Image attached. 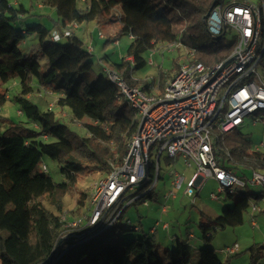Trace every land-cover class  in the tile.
<instances>
[{"label": "trees", "instance_id": "1", "mask_svg": "<svg viewBox=\"0 0 264 264\" xmlns=\"http://www.w3.org/2000/svg\"><path fill=\"white\" fill-rule=\"evenodd\" d=\"M80 1L87 4L86 10L80 9ZM215 2L223 4V0H39L41 8H52L58 16L52 31L40 24L17 28L28 13L25 5L17 2V8L11 0H0V111L13 101L26 118L0 119L6 124L0 132V264H230L229 259L220 260L214 249L194 251L179 238L174 249H163L129 219L122 228L141 233L139 239L110 233L123 216L113 227L96 232L73 230L70 223L88 216L84 209L91 195L81 193L74 210L65 205L69 186L79 177L96 172L106 177L123 162L137 131L139 122L111 73L130 87L155 95L172 78L165 81L161 74L158 83L148 82L135 79L132 72L147 65L143 55L158 45L181 46L188 52V63L207 67L230 56L233 47L212 36L206 26ZM85 23L112 30L104 39L105 46L125 34L131 36L127 56L120 63L104 62L107 76L95 73L93 50L75 31L64 37L65 43L53 40L54 32L63 35L70 25ZM32 34L40 36L39 50L48 62L44 73L39 56L24 54L19 48ZM260 63L264 67V54ZM15 80L20 91L11 97L2 88ZM48 98L55 101L53 107ZM66 113L68 121L63 117ZM68 123L79 125L85 135H78ZM215 156L246 182L247 171L264 173V152L253 148L241 129L219 134ZM44 158L62 166L66 183H57L44 170ZM247 186L229 196L242 193ZM253 196L243 194L214 220L215 226L243 225ZM159 227L154 226L153 233ZM201 231L211 241V229L202 225ZM257 263L252 260L250 264Z\"/></svg>", "mask_w": 264, "mask_h": 264}, {"label": "built area", "instance_id": "2", "mask_svg": "<svg viewBox=\"0 0 264 264\" xmlns=\"http://www.w3.org/2000/svg\"><path fill=\"white\" fill-rule=\"evenodd\" d=\"M206 26L224 43L229 34L233 47L230 56L210 67L201 62L182 65L161 93L152 95L130 87L110 74L138 120V128L123 162L92 184V212L70 223L69 228L96 232L113 227L137 202L148 207V198L160 180L165 152L167 159L176 164L183 160L186 168L194 171L190 179L173 173V197L185 186L184 195L194 201L196 191L209 179L217 181L220 192L225 189L228 195L248 184L221 165L215 145L220 133L241 129L247 119L264 113V76L259 72L264 54V0H223L208 13ZM75 28L79 25H70L63 35L54 32L53 40L70 36ZM99 37L104 39L102 34ZM249 182L264 187V173L253 172ZM162 212L167 213L168 208L163 207ZM160 225L169 228L166 222L157 223ZM238 250L235 245L225 252L231 256Z\"/></svg>", "mask_w": 264, "mask_h": 264}, {"label": "rangeland", "instance_id": "3", "mask_svg": "<svg viewBox=\"0 0 264 264\" xmlns=\"http://www.w3.org/2000/svg\"><path fill=\"white\" fill-rule=\"evenodd\" d=\"M230 2L232 0H226ZM257 2L258 0H250ZM24 4L28 13L25 14V19L16 24L19 29H26L33 25H43L45 28L52 30L58 21L56 12L49 7L41 8L39 6V0H11V3L15 4L17 8ZM79 7L81 10H86L87 4L80 1ZM96 23L83 24V27H87L85 32L80 28H75L78 36L82 38L86 43L91 42V30L93 39L95 41V49L92 48L93 55L92 60L94 62V71L96 74L108 75V69L104 64L109 59L112 64H118L123 57L127 56V50L132 42L131 36L125 34L120 37L118 41H115L110 46H105V40L109 30L97 29ZM99 33L103 35L104 39H100ZM229 34L227 36L226 45H230L231 39ZM67 39L62 38V42H66ZM40 36L38 34L28 35L26 40L19 45L20 50L24 54L39 56V62L41 65V72L44 73L48 70V62L45 56L39 50ZM147 61V65L141 69L134 70L132 75L135 79L142 81H156L158 83L161 74L165 81L168 78H174L178 72L179 67L187 64L189 61V55L185 48L177 45H158L155 50H149L143 55ZM108 67V66H107ZM259 72L264 76V67H259ZM8 90L11 97H14L20 91L19 82L17 80L3 86L2 91ZM161 93V90H158ZM49 107H53L54 100L47 99ZM47 104V102H45ZM46 107H44L45 109ZM58 111V110H57ZM62 117V113L60 114ZM63 117L68 121V114H63ZM9 118L14 121H26L25 116L20 112V108L8 101L0 111V119ZM258 119V120H257ZM257 120V121H256ZM71 130L78 133L80 136L85 135V130L82 129L76 123H68ZM6 124L0 120V132H2ZM241 133L252 143L253 148L261 149L264 152V113L259 114L254 119H247L245 125L241 128ZM41 166L47 167V173L54 178L57 183H66L67 179L62 174V166L49 159L44 158ZM238 171V170H237ZM178 172L180 175L186 176L190 179L193 175L192 170H188L181 160L178 164L174 161L167 159V153L163 154L161 159V174L160 180L154 191L153 199L148 198L149 206L145 207L142 202H137L133 206L126 209L123 214V218L115 225L110 233H118L123 235L126 239L140 238L141 233L136 231L126 232L127 228H122L127 219L131 224L140 226L145 233L149 234V230L157 225V222H166L169 224L170 229L163 230L158 228L156 235L148 236L152 243L161 245L163 249H174L176 247L178 238L186 242L189 247L194 250H200L203 248H211L216 251V254L220 260L226 262L229 259L230 264H250L252 260L258 261L257 264H264V202L263 199H256L257 196L264 195V187L252 185L249 181L252 178L253 172H246V179L248 180V186L242 191V193H236L233 197H230L225 189L220 192V184L209 179L202 185V188L196 191L195 200L189 199L184 195L185 186L182 190L176 192V196H171L170 192L173 191V173ZM239 176H243L238 171ZM102 176L101 172H96L93 175L79 177L75 183L70 184L68 192L65 197V205L67 210H74L78 206V201L81 198V193L84 191L88 194H92V184ZM250 183V184H249ZM243 194H253L251 198L250 207L244 216V224L241 226H226L216 227L214 220L219 217L223 210L232 208L235 203L242 197ZM214 196L217 199H214ZM163 207L168 208L167 213H163ZM261 209L262 211L255 210ZM93 210V204L91 198L86 202L84 211L91 213ZM64 216V215H63ZM65 218L66 217H62ZM253 221L256 226H253ZM141 224L143 226H141ZM204 225L211 229L212 239L206 241L201 231V226ZM193 235V240L189 239V235ZM67 235V234H66ZM66 235L62 237L65 238ZM192 236V237H193ZM101 237L95 239L99 241ZM192 242V243H191ZM92 242L90 241L88 245ZM235 245L239 246L238 253L236 255L229 256L225 250ZM253 249V250H251Z\"/></svg>", "mask_w": 264, "mask_h": 264}, {"label": "crops", "instance_id": "4", "mask_svg": "<svg viewBox=\"0 0 264 264\" xmlns=\"http://www.w3.org/2000/svg\"><path fill=\"white\" fill-rule=\"evenodd\" d=\"M40 6V5H39ZM41 7V6H40ZM90 24H94V23H90ZM90 24H89V26H90ZM89 26H87V27H83V25H80V28L85 32V30H86V28H88ZM94 27H96L97 29H99L97 26H95L94 25ZM76 34H77V32H76ZM90 34H91V42L88 44V43H86L87 44V46L90 48V49H92L90 46H92L93 47V49H95V47H96V45H95V41H94V39H93V35H92V30H91V32H90ZM99 37V36H98ZM100 38V37H99ZM101 39V38H100ZM94 51V50H93ZM161 222V221H160ZM157 223H159V222H157ZM141 226H143L142 224H141ZM162 228V227H161ZM152 229H153V227L149 230V234L150 235H156L157 234V232L156 233H153V231H152ZM163 229V228H162ZM164 230V229H163ZM142 232H144V230H143V227H142ZM145 233V232H144ZM193 235H189V239H190V237H192ZM195 238V237H194ZM193 238V239H194ZM192 239V240H193ZM192 243V242H191Z\"/></svg>", "mask_w": 264, "mask_h": 264}, {"label": "water", "instance_id": "5", "mask_svg": "<svg viewBox=\"0 0 264 264\" xmlns=\"http://www.w3.org/2000/svg\"><path fill=\"white\" fill-rule=\"evenodd\" d=\"M215 5H216V2L214 3V6H215ZM214 6H213V7H214ZM207 16H208V15H207Z\"/></svg>", "mask_w": 264, "mask_h": 264}]
</instances>
